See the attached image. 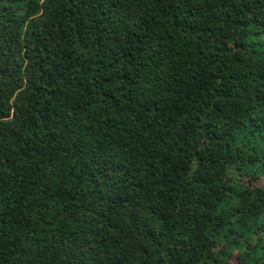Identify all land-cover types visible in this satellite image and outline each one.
<instances>
[{
    "label": "trees",
    "instance_id": "obj_1",
    "mask_svg": "<svg viewBox=\"0 0 264 264\" xmlns=\"http://www.w3.org/2000/svg\"><path fill=\"white\" fill-rule=\"evenodd\" d=\"M0 264H264V0H0Z\"/></svg>",
    "mask_w": 264,
    "mask_h": 264
}]
</instances>
